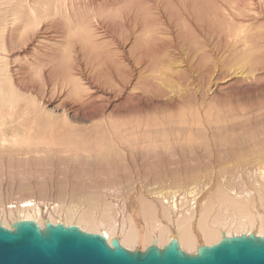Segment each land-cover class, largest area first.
I'll list each match as a JSON object with an SVG mask.
<instances>
[{
    "label": "bare ground",
    "instance_id": "6f19581e",
    "mask_svg": "<svg viewBox=\"0 0 264 264\" xmlns=\"http://www.w3.org/2000/svg\"><path fill=\"white\" fill-rule=\"evenodd\" d=\"M209 1L216 6L215 13L210 12ZM138 2L0 0V224L7 229H12L17 221H36L42 228L47 223L76 226L87 233L105 235L110 244L118 239L130 251H145L154 244L163 249L175 239L190 254H196L201 246L220 242L223 235L264 237V163L256 169L257 175L249 186L240 187V191L226 186L211 191L206 184L198 183L199 187L185 189L187 185H181L184 189L173 192L174 188L171 190L166 181L186 172L187 164L194 158L189 154L197 153L196 147H203L205 139L213 142L210 127L196 128L197 124L191 126V122L188 126L187 122L177 125L180 119L170 122L169 118L150 119L141 107L131 103L133 95L125 99L126 110H130L126 118L120 111L109 113L108 103L90 99L76 106L64 103L59 111L51 112L49 101H36L19 92V69L9 65L7 52L14 51V44L21 40L26 46L33 45L40 33L49 30L58 35L64 33L62 37L75 63L84 59L92 79L99 82L112 80L111 64L120 63L128 50L132 51V58L148 62L161 53L153 45L149 47L147 39L143 41L148 47L143 41L137 44L135 39L134 46L127 44L125 51L103 42L107 34H119L129 44L134 42L137 31L149 34V20L153 19H149V14V20L143 16L138 5L143 1ZM164 3L176 9L168 12L169 16L161 14L173 21L166 26L172 30L179 27V34L186 38L190 36L189 29L202 35L220 18H229L234 24L238 15L253 17L263 5L248 7L244 0L229 4L220 0H164ZM82 8L92 10L91 14L79 16ZM19 33L21 39L17 41ZM56 60V55L51 56L47 68L40 70L45 81L53 82L55 93L67 91L72 96L87 93L89 87L79 84L77 75H73V65L61 70L63 59ZM203 149L199 151L208 150ZM198 155L195 157L199 158ZM171 167L174 171H170ZM126 171L139 181L129 184L134 189L132 194L125 192L126 197L115 201L107 193L118 192L125 183ZM149 187L153 188L148 194L144 190Z\"/></svg>",
    "mask_w": 264,
    "mask_h": 264
},
{
    "label": "rangeland",
    "instance_id": "374dc122",
    "mask_svg": "<svg viewBox=\"0 0 264 264\" xmlns=\"http://www.w3.org/2000/svg\"><path fill=\"white\" fill-rule=\"evenodd\" d=\"M41 1L54 3L55 0ZM220 1L229 4L233 0ZM244 1L248 7L257 4L259 6L263 3L261 12L253 14V17L238 15L234 24L229 18H220L221 24L219 21L216 22L215 26L212 25L213 27L202 35L189 29L188 34L190 36L187 38L184 36V38L177 30L179 27H174V30L168 28L166 25L173 23V21L167 20L161 15L171 12V10L174 12L176 9L172 5L164 3V0H139L138 3L142 2V5L138 4L141 6L139 9L143 11L144 15L141 14L146 19L152 17L154 20L147 19L151 22H149L151 24L149 27L151 29L148 28L149 34H146L145 30L137 31L132 40L134 42L130 44L126 43L127 39L119 34H109V36L107 34L102 38L103 42L109 47L116 48L115 46H119L123 51L126 50L127 44L132 46L135 39L137 44L147 39L149 47L153 45V47L160 49L161 53H157L148 62L146 59L144 61L142 59L137 60L135 56L132 58L133 53L128 50L120 63L111 64L112 76L110 78L112 80L107 82H105L106 79H103V82L93 80L92 72L86 66L84 59L79 60L80 64L79 61L75 63L71 49L65 37H62L64 33L58 35L53 30L40 33L33 45L26 46L27 44L23 43V40L14 44V51L12 49L10 50L11 53L7 52L9 53L7 61L10 62L11 67L19 69L18 80L20 82L18 81V84L21 85L24 82L21 85L22 88L19 85V90L22 92L18 91L25 96L36 99V101L40 99L49 101L51 112H56L57 109L59 111L64 103L65 106H68L69 103H76L74 104L76 106L81 105L83 101L88 103L90 99V101L108 103L109 113L120 111L121 115H126L128 118L127 114L130 110H126L125 99L129 97L128 95H133L132 97L135 98L131 103L141 107L140 110L143 109L142 112L146 113L145 115L149 116L150 119L161 117L166 121L169 118L168 122L170 119H182L179 120L180 124L177 122V125H185L187 122L186 126H188L191 125L189 123L191 122L193 123L191 126L197 124L194 126L196 128H202V125L203 128L210 127L213 129V137L211 139V134L209 138L213 142L210 143L209 141L208 143V139H205V144H207H203V147L208 150L204 151L202 146L196 147L199 158L195 157L197 153L192 150L195 155L192 151V155H189L197 160L193 162L189 156L188 159H191V162L187 164L186 172L174 179L169 178V181L166 179V181L171 190L174 188L173 192L184 189L180 188L181 185H187L185 189L199 187L196 186L198 183L201 186L206 184V189L211 191H215L219 186L235 187V190L240 191V187L249 186L248 183H251L252 177L257 175L256 169L264 163V0ZM209 8L211 9L210 12L214 11L215 13L216 6L211 5V2ZM91 11L82 8L79 16L86 17L91 14ZM169 15L170 13H168ZM161 18L163 21L160 20ZM20 37L21 34L19 33L16 40L20 41ZM149 39H151V44ZM147 44L145 40L143 45L148 47ZM159 45L162 46V49ZM45 49L48 55L44 53ZM52 53L56 55V61L63 59L61 63L66 65L61 64L59 69L65 70L73 65L75 68L73 75H77L79 84L85 83L84 85L89 87L87 93H82L83 96L67 95L69 93L67 91L55 93L53 82L45 81L41 77L42 73L40 74L42 69L50 63ZM127 85L128 87H126ZM79 102L81 103L79 104ZM150 103L152 105L148 107ZM158 104L163 107L161 108ZM196 116L197 118H195ZM203 118L207 119L203 121ZM183 121H185L184 124H182ZM83 124L86 125L87 123ZM205 124L210 125L206 126ZM200 147L204 152L199 151H202ZM170 171H174V167H171ZM124 175L126 176V179H124L125 176L123 178L125 183L119 186L118 192L107 193V196L109 195V198L112 196L111 199L114 197L115 201L123 198V196L126 197L128 193L132 194L134 189L129 187V184L133 185L139 181L137 177L135 179L129 176L127 171ZM127 176L132 179L130 183H126L129 180ZM151 188L153 187L144 191L149 194ZM114 193L117 194L114 195Z\"/></svg>",
    "mask_w": 264,
    "mask_h": 264
},
{
    "label": "water",
    "instance_id": "95a60500",
    "mask_svg": "<svg viewBox=\"0 0 264 264\" xmlns=\"http://www.w3.org/2000/svg\"><path fill=\"white\" fill-rule=\"evenodd\" d=\"M0 264H264V237H226L196 254L185 252L177 240L163 249L130 251L118 239L111 244L101 234L76 226L17 221L12 229L0 224Z\"/></svg>",
    "mask_w": 264,
    "mask_h": 264
}]
</instances>
